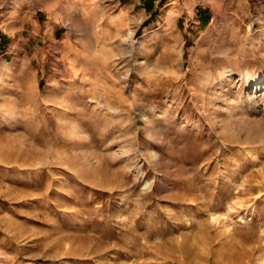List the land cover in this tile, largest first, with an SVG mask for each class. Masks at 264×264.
I'll return each instance as SVG.
<instances>
[{"label": "rangeland", "instance_id": "374dc122", "mask_svg": "<svg viewBox=\"0 0 264 264\" xmlns=\"http://www.w3.org/2000/svg\"><path fill=\"white\" fill-rule=\"evenodd\" d=\"M0 264H264V0H0Z\"/></svg>", "mask_w": 264, "mask_h": 264}]
</instances>
